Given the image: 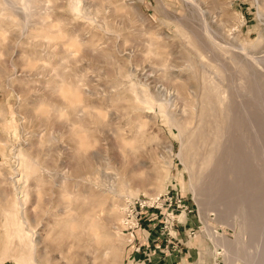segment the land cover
Returning a JSON list of instances; mask_svg holds the SVG:
<instances>
[{
  "label": "rangeland",
  "instance_id": "rangeland-1",
  "mask_svg": "<svg viewBox=\"0 0 264 264\" xmlns=\"http://www.w3.org/2000/svg\"><path fill=\"white\" fill-rule=\"evenodd\" d=\"M263 102L264 0H0V264H134V203L168 193L194 216L163 258L259 264Z\"/></svg>",
  "mask_w": 264,
  "mask_h": 264
},
{
  "label": "built area",
  "instance_id": "built-area-1",
  "mask_svg": "<svg viewBox=\"0 0 264 264\" xmlns=\"http://www.w3.org/2000/svg\"><path fill=\"white\" fill-rule=\"evenodd\" d=\"M193 213L194 209L186 203L184 198H180L179 195L173 196L170 193L166 196H159L135 202L133 209L131 210V218L126 225L127 231L130 232L133 238L129 244V247L133 249L132 254L143 255L142 262H150L151 256L155 254L156 251L165 253V249L170 247V241L168 239L174 238L170 235V230L174 227L176 228V226L179 227L182 216H194ZM144 214L153 217L149 227L145 226V222L143 221L142 217ZM137 230L144 235L145 240L148 243L152 242V239L149 238L151 233L157 231L158 239L156 238L154 242H166L165 249H162L161 244H157L151 250L149 244H139L136 242L135 232ZM174 249L176 248L174 247ZM176 252L180 254L181 250L178 249Z\"/></svg>",
  "mask_w": 264,
  "mask_h": 264
},
{
  "label": "bare ground",
  "instance_id": "bare-ground-1",
  "mask_svg": "<svg viewBox=\"0 0 264 264\" xmlns=\"http://www.w3.org/2000/svg\"><path fill=\"white\" fill-rule=\"evenodd\" d=\"M10 1V0H9ZM12 1V0H11ZM16 1V0H14ZM20 2V1H19ZM21 2H25V1H21ZM193 3V2H192ZM18 4V3H17ZM259 4V3H258ZM28 5V4H27ZM13 6V5H12ZM11 6V7H12ZM19 6V5H18ZM17 6V7H18ZM15 7V6H14ZM19 7H22V6H19ZM25 7V6H24ZM30 7V6H29ZM13 8V7H12ZM16 9V8H15ZM14 10V9H13ZM19 10V9H18ZM16 11V10H15ZM23 11V10H22ZM197 11V10H196ZM200 11V10H199ZM197 12L198 14L200 12ZM25 12V11H24ZM194 12V11H193ZM192 12V14H193ZM26 13V12H25ZM28 13V12H27ZM197 14V15H198ZM201 14V13H200ZM202 15V14H201ZM199 15V16H201ZM27 18V17H26ZM205 20V19H204ZM32 24V23H31ZM208 29V28H207ZM205 33V32H204ZM219 44V43H218ZM246 44L247 43H242L240 44V48L242 50H245L246 49ZM221 45V44H220ZM251 46V45H250ZM238 49V47H237ZM245 53V52H244ZM249 61L257 68V69H260L262 70L263 69V63H262V60L260 58H256V57H249ZM248 65V64H247ZM254 73L257 71V70H252ZM132 88V87H131ZM152 95V94H151ZM152 98V97H151ZM153 99H156V98H153ZM144 100V99H143ZM156 101V100H155ZM143 102V101H141ZM264 103V102H263ZM162 109V108H161ZM168 109V108H167ZM165 112V110L163 111ZM167 113V112H166ZM172 114V113H171ZM168 117V116H167ZM169 118L170 120H173V117L171 115H169ZM183 132H186V128L183 127ZM208 132L205 131L202 132V134L193 142V146H192V152H193V155H192V164H193V167H195L197 170H198V173H199V178L201 177H204V173L208 170V168L214 163V158L212 157V154L211 155H206L205 153V147H206V143L208 141ZM187 135V134H186ZM213 153V152H212ZM12 178V177H11ZM10 178V179H11ZM13 179V178H12ZM14 180V179H13ZM15 182H17L15 180ZM14 183V181H13ZM17 185V184H16ZM195 185V184H194ZM193 187V185L191 186ZM193 189V188H192ZM195 189V187H194ZM124 190V189H123ZM18 191V190H17ZM126 191V190H125ZM126 193V192H124ZM130 194V192H129ZM134 194V193H133ZM132 194V195H133ZM20 195V194H19ZM21 203V202H20ZM20 203L17 202V201H12L10 204H9V213L11 215V221L13 223L14 226L18 225V222H19V219H20V215H22L21 213V208H20ZM22 207V206H21ZM22 220V219H21ZM24 222V221H23ZM25 223V222H24ZM12 228V227H11ZM16 232V231H15ZM28 232V231H27ZM25 232L24 230L20 233V237L23 239L24 242H28L30 241L31 243H36V240L29 237V234ZM209 233V232H208ZM263 236H264V233H263ZM4 240V239H3ZM10 240V239H8ZM234 241L236 242L237 245H239L241 243V240L238 238V236H235V239ZM215 242H218V239L215 241ZM249 242V240H248ZM246 242V243H248ZM13 243V242H12ZM26 245V243H25ZM21 246V244H20ZM239 247V246H238ZM23 249V248H22ZM32 249V248H31ZM21 250V249H20ZM215 253V252H214ZM35 257V256H34ZM239 251L238 253H232L231 256H230V259H229V263L233 264L232 262L239 259ZM35 259V258H34ZM245 260L247 262H250V264H257V263H253L254 260L253 258L251 257H245ZM32 263V262H31ZM34 264V262H33ZM35 264H37L35 262ZM259 264H264V255L261 256L260 258V261H259Z\"/></svg>",
  "mask_w": 264,
  "mask_h": 264
},
{
  "label": "crops",
  "instance_id": "crops-1",
  "mask_svg": "<svg viewBox=\"0 0 264 264\" xmlns=\"http://www.w3.org/2000/svg\"><path fill=\"white\" fill-rule=\"evenodd\" d=\"M182 217H184V216H182ZM182 217H181V219L180 220H182ZM143 221L145 222V226H147V227H149L150 226V224H151V219L153 218V217H150V216H147V214L145 215H143ZM149 218V219H148ZM184 219H185V217H184ZM186 221H188V220H186ZM194 222V220H191V223H193ZM142 240H140L138 243L139 244H149L150 245V249L152 250L156 245H157V243L158 242H154V240L155 239H152V242H146V240H143V238H141ZM159 244H161V246H162V249L164 248V246H165V243L164 242H162V241H160L159 243H158V245ZM129 250H130V253H131V255H130V257H129V261L130 260H133V263L134 264H176V261L178 260V258H179V254L177 255H175V257H166V258H163L162 257V255L164 254L163 252H161V251H156L155 252V254H153L152 256H151V260H150V262H147V261H145V262H142V260H143V255H139V254H132L133 253V249L132 248H129ZM177 259V260H176Z\"/></svg>",
  "mask_w": 264,
  "mask_h": 264
}]
</instances>
